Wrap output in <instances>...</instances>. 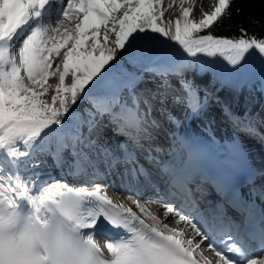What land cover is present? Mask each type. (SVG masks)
Listing matches in <instances>:
<instances>
[{
	"label": "snow or ice",
	"instance_id": "obj_1",
	"mask_svg": "<svg viewBox=\"0 0 264 264\" xmlns=\"http://www.w3.org/2000/svg\"><path fill=\"white\" fill-rule=\"evenodd\" d=\"M198 3L197 19L193 13ZM175 4L180 15L166 19L165 12ZM229 6L230 0H216L209 10L202 0H168L166 7L165 0H0V264H212L205 250L214 253L215 264H264V227L245 228L241 236L239 225L221 220V239L202 247L208 235L185 214L189 205L190 212H199L187 186L194 177L181 171L183 165L163 168L170 199L154 201L164 209L163 219L136 194L130 195L141 218L131 207L114 202L96 182L123 166L121 175L129 183L138 184L141 177L151 183L137 155L147 153L154 162L152 153L159 151L144 143L158 127L147 118L150 100L94 94L117 50L134 48L155 34L178 44L189 57L219 54L235 68L255 50L264 65V38L247 37L244 29L232 38L206 31L229 15ZM70 20L77 21L74 27L66 24ZM109 33L115 35V47L108 46ZM174 70L160 66L162 75ZM184 88L188 106L198 112L201 104L191 85L184 82ZM90 96L86 112L73 107ZM246 127L254 131L250 123ZM104 128L125 138L117 145L120 154L102 142ZM181 146L190 159L194 146ZM42 154L51 155L62 171L67 164L71 186L39 179L33 161ZM169 214L199 240L186 239L185 228L171 227ZM101 219L122 231L104 232ZM260 219L264 223V212ZM97 234L106 241L107 256Z\"/></svg>",
	"mask_w": 264,
	"mask_h": 264
},
{
	"label": "bare ground",
	"instance_id": "obj_2",
	"mask_svg": "<svg viewBox=\"0 0 264 264\" xmlns=\"http://www.w3.org/2000/svg\"><path fill=\"white\" fill-rule=\"evenodd\" d=\"M168 0H165V6H167ZM203 7L205 10H209L210 6L214 5L216 3V0H202ZM66 6V5H65ZM190 6V5H186ZM176 12H179V4H175L172 9H169L167 12H165V15L172 16ZM193 16L196 18H199L200 16V7L199 3L196 5L195 12L193 13ZM75 23H77L76 20H70L66 21V24L69 27H74ZM158 42L160 41L159 38H157ZM89 43H91L89 41ZM160 43V42H159ZM134 56L141 59V50L140 48L136 47L134 50ZM147 63L154 64L157 63L160 59V55H158L152 48L147 49ZM164 52V51H163ZM165 53V52H164ZM166 54V53H165ZM58 62V61H57ZM168 65L174 66V68L177 66V63H172L171 61H168ZM180 63V62H179ZM182 63V62H181ZM198 68L202 70V72H206V70L198 65ZM261 68L259 69V71ZM111 72V71H110ZM175 76V73L173 74ZM260 80L262 81V84L264 83V74L260 73ZM53 78L51 80V83L54 85L57 83V80ZM195 80V79H194ZM197 81V80H196ZM68 82H70V77ZM188 82V79L186 80ZM138 84V80H136L135 85ZM203 88V87H202ZM206 95L209 96L212 104H217V99L208 91L205 89ZM163 95V96H162ZM51 93L47 97L50 100ZM159 97H155L151 99L152 102V111L150 115L147 117L149 121L155 120L158 122V127L152 129V139L150 141H145V147L148 146L150 143L153 147V149H159V151H153L152 155L156 157V160L149 161L147 157V153L144 152H138L137 159L139 161V164L143 165L145 169L150 173L151 176V183H145L143 177L140 178V182L137 183H129V181L126 178H123L120 174H118V168L115 172L112 174H109L105 176L104 178L96 181L100 185L103 184V186H106V189H113L116 193H122L123 191H128L130 187L133 188V191L136 192L139 199H143L141 203L145 205L146 208H148L152 213L158 215L161 219L164 218V210L161 211V204L160 203H154L150 202L145 199H150L154 201H161V202H168L169 201V176L163 171L164 166L167 165H176L180 166L186 163L187 161L191 159H198L202 158L203 155L206 152L207 147L211 144L212 141H234L236 142L240 148H241V154L242 158L244 159L245 163L247 164L249 170L252 172V174L255 176V181L251 185L252 187L249 189L253 194H255L258 198H261L264 195V183L263 179H261L262 175H264V149L262 148L264 146V138H259L257 136V139L255 140L254 136L256 135L257 128L253 127L252 124H254L258 129L262 130L264 133V112L260 111L257 108H250L247 109L248 111L242 112L243 116H236L234 112L232 113L233 116L228 117L226 121L220 122V119H222V116H219L218 118L211 117L212 110L210 109V103L207 100H204L203 102H200L201 108L198 112H193L192 109L189 107V110L185 114V118L181 125L178 126V130L172 135L167 134L166 132H163L161 129H163L162 122H160L158 116H156L158 113V110L155 109V107H162V105H165L170 100H177L187 102L186 94H171V93H164L160 94ZM195 98V97H194ZM145 99V98H144ZM147 99V98H146ZM143 100V99H142ZM149 100V99H148ZM159 102V103H158ZM160 104V106H159ZM187 104V103H186ZM188 105V104H187ZM241 105V104H240ZM142 106V104H141ZM144 107V106H143ZM142 107V108H143ZM225 111L229 113V110L225 108ZM239 110L237 108V113ZM223 113V112H222ZM221 113V115H222ZM224 114V113H223ZM231 114V113H230ZM258 114V115H257ZM226 115V114H225ZM239 115V113H237ZM210 116V117H209ZM237 117L239 118V121H243V123H239L237 120L234 121L233 118ZM247 121V122H245ZM250 123L251 127L254 129V131L249 134L246 125ZM227 124L231 125L227 126ZM193 127V128H192ZM260 130V132H261ZM262 133V134H263ZM249 134V135H248ZM259 133L261 137H264ZM240 135V136H239ZM248 135V136H247ZM111 136L112 138H118L119 143L116 145H113L111 148L114 150L117 154H120V150L117 148V145L122 143L124 141V137L117 135L114 133L111 128H104L102 133V140H107V138ZM255 140V141H254ZM182 142H188L194 146L195 151L193 152L191 158L189 159L188 153L186 149H184L181 144ZM173 143L176 148L171 144ZM249 143H253L254 146H256V151H258L260 154L259 156L255 154V150H252ZM260 144L262 146H260ZM54 147V146H53ZM167 152H170L169 154H166ZM45 157L51 158V155L42 154L39 155L33 163H36L39 169H47L52 168L54 171H58L57 174L59 177L62 178L64 171L61 170L60 167L56 166V163L52 157V160L54 161V165H48L45 161ZM51 161V160H50ZM101 169L103 170L104 165H100ZM183 167L181 168V171H183ZM36 168V169H37ZM152 168V169H151ZM34 169L35 172L40 173V180L46 181L49 183L54 182H61V183H67L64 178L60 180L54 179L50 180V176L48 175L49 171H43L42 173ZM67 170V169H66ZM123 168L119 171L120 173H123ZM113 176V178H116L118 181V185L115 184V181L108 182V180ZM58 177V178H59ZM163 177V179H162ZM67 180L69 181L68 184L71 186L73 181L71 176H66ZM263 183L260 186L254 188V186H257V183ZM124 183V184H122ZM165 183V184H164ZM165 188H164V187ZM188 188L191 190L192 197L191 199L195 201L196 208L198 209L199 215L195 212H190L189 208L191 205H189L188 208L185 209V214H190L193 216V222H196L201 229L207 233L206 227L203 225V216H205L206 208L209 207V205L205 208L204 206L209 204L208 200H203L207 198V196H210L207 194L206 196L203 194H199V192H202V189L205 187H202L201 184L197 182H190L188 183ZM102 187V186H101ZM146 188H151L147 189ZM162 190V191H161ZM110 197L113 198L114 202L116 203H123L124 205L131 207L132 209L139 211L135 205L127 200V196L125 198L124 202L117 201L116 198L111 194V192H107ZM131 193V192H130ZM129 195V194H126ZM211 209V213L208 210V218L212 219L217 214V208L212 209V207H209ZM220 213V212H219ZM171 220V214H169V221ZM166 221V222H169ZM171 227H177V228H185L186 229V236L185 238H195V232L188 226L185 225V223L182 221L180 224H176L174 221L173 223H170ZM192 231V232H191ZM205 242V241H204ZM213 260V259H212ZM216 262V260H214ZM215 262L212 264H215Z\"/></svg>",
	"mask_w": 264,
	"mask_h": 264
},
{
	"label": "rangeland",
	"instance_id": "obj_3",
	"mask_svg": "<svg viewBox=\"0 0 264 264\" xmlns=\"http://www.w3.org/2000/svg\"><path fill=\"white\" fill-rule=\"evenodd\" d=\"M166 7V6H165ZM180 15V11L176 12L172 16L165 15L166 19L175 20ZM198 19V18H197ZM103 31V29H102ZM151 35V39L145 40L138 44L136 47L140 48L141 50V59L134 56L133 50L136 48H126L125 50H117V58L123 61V69L125 70V74L129 75L128 79L136 78L138 80V84L127 86L125 84L126 80L118 79L113 77V63H110L107 67V74L105 76L104 81L102 82L101 86L94 90V94L96 93H112L115 92L120 98L127 99L131 95H136L139 98L144 99L147 98L149 100L159 97L160 94L164 93H171V90H175V86L179 89L178 93L174 94H186L185 88H184V82L186 80H182L181 82H178V75H180V79H188V84L191 85V88L194 91L195 98L198 99L200 102H203L204 100H207L210 103V109L212 110L211 117L218 118L221 116L222 111H218V109L215 107L216 104H212L210 98L206 93L204 94L202 92V89H204V84L202 81L198 80V78L206 81L208 84L207 86H211L215 93L217 94V99L211 92V94L217 99V102L220 103V99L224 101L226 105H223L220 103V108L223 110V108H226L229 110V113L235 114L238 108V112L240 113V107L242 105V108L246 109L249 107H254L259 109L260 111L264 112V83L262 84V81L260 80L261 74H264V67L259 62L256 64V69L254 64L252 65V69L250 70V73H247L248 76H250L249 84H244L238 80V78H245L243 74H237L236 82L232 84V81H226L223 83H220L216 81L214 74L208 73L207 68L203 67L206 72H202L201 69L198 68V64L196 62H193L192 60H185L184 62H177V66L175 67L176 70L169 71L166 75H162L160 72V66L168 65V57L164 53V47L163 43H159L157 40V37H155L153 34ZM110 37V43L108 46L115 47L111 41H114L115 35L114 33H109ZM101 42L103 43V37L101 36ZM152 48L158 55H160V59L157 63L154 64H148L147 63V49ZM164 51V52H163ZM256 57V56H255ZM226 63L227 61H223ZM261 70L259 71V69ZM246 70L248 71L249 68L246 67ZM111 71V72H110ZM175 73V76L173 74ZM197 77V78H196ZM195 79V80H194ZM197 80V81H196ZM56 81V80H55ZM206 85V84H205ZM174 86V87H172ZM203 87V88H202ZM206 89V88H205ZM204 89V91H205ZM139 90V91H138ZM207 90V89H206ZM163 96V95H162ZM159 103V102H158ZM184 101H177V100H170L165 105H162V107H155L156 110H158V116L160 122H162L163 128L168 130V134L172 135L178 130V126L182 124L186 112L189 110L188 103ZM91 104V96L83 101H78L77 105L73 106L77 109L78 112H86ZM241 104V105H240ZM143 106H141L142 108ZM233 108V110L231 109ZM163 112V115H162ZM245 112V111H244ZM169 116L172 117V119L169 118ZM210 117V116H209ZM193 128V127H192ZM111 136L107 138V140H102V142H107L108 146L110 148L113 147V144L115 141H113ZM252 150H255V154L259 156V152L256 151V146H254L253 143H249ZM65 156L67 157V152L65 153ZM46 162L48 164H52L53 162L50 161L51 159L45 158ZM53 165V164H52ZM66 166V164H65ZM64 166V167H65ZM67 167H65V170ZM37 171L42 173L43 171H52V168L47 169H36ZM54 173V172H53ZM49 176L50 173H48ZM57 175V174H54ZM261 179H264L262 177ZM113 182L116 180V178H110L108 182ZM112 182V183H113ZM263 183H257V186H260ZM108 192H111V194L116 198L117 201L124 202L126 196L120 193H116L113 191V189H108ZM143 199H140V202ZM150 202H154V200L145 199ZM164 209L161 208V211ZM136 211V210H134ZM138 215L141 216V218H144V215L140 213L139 211H136ZM150 222V221H149ZM169 223H173L172 220L169 221ZM192 232V231H191ZM195 235V234H194ZM197 239H199L198 236L195 235ZM100 247L107 253V249L105 247L106 241L98 240ZM203 246V245H202ZM204 247V246H203ZM208 257L210 260L211 258ZM213 263L215 262L212 260Z\"/></svg>",
	"mask_w": 264,
	"mask_h": 264
},
{
	"label": "trees",
	"instance_id": "obj_4",
	"mask_svg": "<svg viewBox=\"0 0 264 264\" xmlns=\"http://www.w3.org/2000/svg\"><path fill=\"white\" fill-rule=\"evenodd\" d=\"M229 15H225L221 22L215 24L212 28L206 30L212 32L214 35L219 37H239L241 36V29H244L247 33V37L257 36L264 38V0H230V6L227 10ZM205 32L200 33V35ZM159 38V42L164 44V49L168 60L172 63L184 62L185 60H192L198 65L207 68L208 73L214 74L216 81L223 83L226 81H232L234 83L237 79V74H243L245 78H238L243 85L249 84L250 70L255 67L259 62L261 63V57L255 50H252L251 54L246 56L245 61L241 65L233 68L221 55L214 57H208L203 54H198L196 57H189L175 42L153 34ZM256 56V57H255ZM113 63V77L126 80L127 86L135 85L136 78H129L128 74H125L123 69V61L117 58L110 62ZM254 66L252 67V65ZM246 67L249 70H246ZM264 67V65H263Z\"/></svg>",
	"mask_w": 264,
	"mask_h": 264
}]
</instances>
